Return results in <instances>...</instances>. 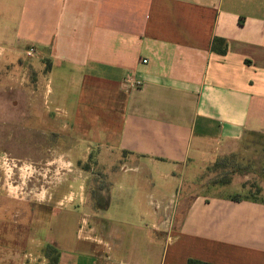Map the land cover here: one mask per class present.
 I'll return each mask as SVG.
<instances>
[{"label": "crops", "instance_id": "1", "mask_svg": "<svg viewBox=\"0 0 264 264\" xmlns=\"http://www.w3.org/2000/svg\"><path fill=\"white\" fill-rule=\"evenodd\" d=\"M30 47L94 195L0 201V264H264V200L212 171L264 163V0H0V54Z\"/></svg>", "mask_w": 264, "mask_h": 264}, {"label": "rangeland", "instance_id": "2", "mask_svg": "<svg viewBox=\"0 0 264 264\" xmlns=\"http://www.w3.org/2000/svg\"><path fill=\"white\" fill-rule=\"evenodd\" d=\"M39 67L32 57L15 61L0 54V201H13L11 207L18 211L26 210L25 204L54 200L58 188L66 201H86L94 195L95 185L88 182L92 175L78 173L77 163L72 166L57 156L58 126L53 121L47 133L42 125ZM259 161L227 159L212 168L213 179L235 187L242 196L264 200V163ZM89 165L84 164L85 170ZM48 253L52 260L53 249Z\"/></svg>", "mask_w": 264, "mask_h": 264}, {"label": "built area", "instance_id": "3", "mask_svg": "<svg viewBox=\"0 0 264 264\" xmlns=\"http://www.w3.org/2000/svg\"><path fill=\"white\" fill-rule=\"evenodd\" d=\"M36 54V50L34 47H30L27 51H26V55L27 57L31 58L34 57ZM144 63H147L148 60L144 59L143 60ZM127 84L131 87H136L138 85H140L141 83L139 81H136L135 79L132 78V76H129L126 80Z\"/></svg>", "mask_w": 264, "mask_h": 264}, {"label": "trees", "instance_id": "4", "mask_svg": "<svg viewBox=\"0 0 264 264\" xmlns=\"http://www.w3.org/2000/svg\"><path fill=\"white\" fill-rule=\"evenodd\" d=\"M188 264H208V263H202L196 260H190Z\"/></svg>", "mask_w": 264, "mask_h": 264}]
</instances>
